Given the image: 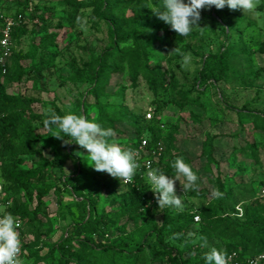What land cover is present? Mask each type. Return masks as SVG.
<instances>
[{"label": "rangeland", "instance_id": "obj_1", "mask_svg": "<svg viewBox=\"0 0 264 264\" xmlns=\"http://www.w3.org/2000/svg\"><path fill=\"white\" fill-rule=\"evenodd\" d=\"M81 1L87 3L83 16L70 23L67 21L73 9L70 0H0V17L3 20L10 18L16 27V38L12 40L15 52L27 54L31 44H39L45 35L49 45H39L38 54L56 53L54 64L45 67L44 82L35 84L28 79L8 85L7 91L24 98H35L37 101L33 108L45 115V111L51 109V104L44 102L55 100L61 107H65L83 100H93L86 97L91 86L89 81L71 82L66 79L73 73V66L84 77L89 76L98 64L114 67L105 87L109 96L99 98L104 111L127 109L134 115L142 116L148 104H158L162 113L157 131L162 136L175 139V144L166 143L168 151L165 161L172 163L182 155L192 159L195 168L193 171L198 176V189L184 193L183 177L175 185L177 195L181 196L183 210L195 214L207 210L216 198L212 196V191L218 189L219 178L224 181L225 188L229 190L235 203L232 208L226 207V212L242 215L245 210L260 211L259 206L264 203V196L260 194L257 184L264 181V131L256 128L252 116L244 114L247 111L264 113V9L257 7L256 16L235 10L239 17L230 22L231 32L244 47L231 57V70L222 82L215 86H201L197 90L194 76L201 67V57L220 49L224 38L222 25L211 17V8L206 7L201 10L200 28L194 27L187 37H180L153 14L151 8L159 6L148 0L143 8V15L150 14L153 23L140 40L149 49L151 64L160 70V83L152 90L142 76L138 77L136 86L131 85L126 63L101 57L97 64L95 59L109 46L108 25H118L122 32H129L131 20L138 8L142 7V0H115L118 2L117 10L111 11L99 1ZM184 2L187 3L188 0ZM261 3L262 0H259V4ZM23 4H27V8L16 15ZM44 6L50 10L45 14V24L37 17L45 10ZM174 49L176 50L173 51ZM183 53H191L192 56L188 69L181 66ZM36 61L37 58L24 57L20 59V64L28 69ZM8 62L9 68L4 72L6 76L0 78L2 84H6L7 76L15 69L13 59H8ZM117 66L118 69H115ZM178 88L190 92V102L183 106L175 103V100H181L176 97ZM220 97H224V100H220ZM195 100L198 103H194ZM95 113L94 110L93 115ZM117 128L122 134L114 131L112 139L116 143L132 132V128L122 122H117ZM46 131L44 126L38 125V132ZM208 134L213 138L214 161L201 157L202 143ZM39 144L46 156L61 157L53 137L44 136ZM77 152L87 156L86 150L74 148L63 166L55 170L64 177L72 176L85 194L91 191L96 196L98 211L105 210L111 222L109 236L124 231L135 242L140 234L152 229L155 224L163 223L165 209L161 210L157 201L147 202L144 209L132 213V206L137 200L128 186L107 173L95 171L84 157L75 154ZM78 196L82 198L83 195ZM11 200L13 204L14 198ZM15 200L28 209L34 206L23 194L15 196ZM71 200L72 196L67 191L59 194L52 191L45 197L46 215L38 214L40 225L36 221L23 219V227L18 232L33 250L32 254L25 251L21 258L23 264H35L38 258L45 257L47 249L42 247L41 239L56 243L64 237L70 222L79 219L76 209L66 207ZM195 222L193 227L199 228L202 219L200 223ZM190 239L198 244L200 236L193 233L178 234L167 238L166 242L182 249ZM231 243L229 239L219 238L214 233L206 241V248L202 249L200 255H204L212 247L225 251V247ZM152 245L155 251L159 250L160 246L156 241ZM66 249L74 253L76 260L71 264H98L96 258L77 246ZM37 264H57V260L50 255Z\"/></svg>", "mask_w": 264, "mask_h": 264}, {"label": "trees", "instance_id": "obj_2", "mask_svg": "<svg viewBox=\"0 0 264 264\" xmlns=\"http://www.w3.org/2000/svg\"><path fill=\"white\" fill-rule=\"evenodd\" d=\"M95 1H99L110 11L117 10L118 2L115 0ZM150 1L159 7L162 4V0ZM70 2L73 9L68 15L67 21L74 23L83 16V9L87 7V3L81 0H70ZM147 3L148 0H142V7L138 8L135 17L131 20V30L129 32H122L118 25L111 23L108 25L109 46L103 51L102 55L95 59L97 64L101 57L126 63L132 86H136L138 77L142 76L149 87L155 90L158 83H160V70L151 64L149 49L140 40L141 36L153 23V17L150 14L143 15V8ZM44 7L45 10L37 17L45 24V14L50 10L46 6ZM26 8L27 4H23V8L16 15L21 14ZM258 8L264 9V0L258 5ZM211 17L222 25L224 38L217 52L208 53L201 57V67L194 76L197 90L201 86L208 84L215 86L222 82L231 70V57L244 47V44L237 40V37L231 32L230 22L233 18L239 17L235 10H230L227 7L218 10L213 6L211 7ZM3 27L4 20L0 17V38ZM15 30L16 27L13 26L11 42L16 38ZM39 45L48 47L49 42L45 35L39 44H31L28 53L25 55H22L21 52H15L13 47L9 60L13 59L15 69L12 74L7 76L6 84L0 82V178L4 182L7 196L14 198L12 206L7 211L21 217L22 227L23 219L36 221L40 225L41 221L38 220V214L46 215L44 210L45 197L52 191L57 194L67 191L71 194L72 200L66 204V207L76 209L80 216L78 220L70 222L64 237L56 243L41 239L42 247L47 249V253L45 257L38 258L35 264L45 261L50 255L56 258L57 264H71L76 259L74 253L66 248L75 246L96 258L98 264H157L158 262L160 264H206L204 255H200V252L203 248H206L205 240L207 241L214 233L219 238L232 241L231 244L225 247V251L227 254L237 253L240 261L264 251V203L259 206L260 211L256 209L252 211L245 210L242 215L237 212H226V207L232 208L235 203L232 200L231 193L225 188L224 181L219 178L217 179L218 190L223 195L215 198L214 203L207 210L195 214L194 212L190 213L189 210L181 211L168 207L165 208L163 223L161 225L155 224L152 229L140 234L135 242L124 231L109 236L108 230L111 222L105 210L98 211L96 196L91 191L85 194L73 181L72 176L64 177L55 170L63 166L64 161L70 157L71 150L74 148L84 149L79 148L74 142L65 145L62 140L52 136L58 131L55 126L52 127L51 131L38 132V125L44 126L43 120L46 116L39 114L33 108V104L37 100L33 97L24 98L20 94L7 91V86L12 83L23 82L28 79L33 80L35 84L45 81V67L54 64L56 53L38 54ZM24 57L37 58V61L27 69L20 64V59ZM98 65L87 77H84L73 66V73L66 77L71 82L89 81L91 86L86 92V97H91L92 101L83 100L65 107H61L55 100L44 103H50L51 109L61 116L69 112L84 115L104 128H112L118 134H122V132L117 128V122L130 126L132 128L131 134L117 140L119 144L124 145L123 148L134 149L141 142L142 137L148 140V153L143 154L138 159L140 167L136 170L133 182L126 184L121 183L119 180V183L126 184L130 192L136 196L137 203L132 206L133 210L131 209L132 213H136L144 209L145 204L151 201L149 195L150 185L144 175L142 166L143 159L151 156L152 149L160 143L163 146V151L155 163V168H159L170 177L175 176L176 173L171 167L172 163L165 161L168 151L166 143L175 144V139L171 136H162L157 131V123L162 113V109L158 104H148L142 116L134 115L127 109L104 111V105L99 98L100 96H109L105 87L114 67ZM7 68H9V62ZM115 69H118V66ZM3 76H6V73L0 67V78ZM176 97L181 98V100H175V103L180 106L190 102V92L181 88L177 89ZM219 99L224 100V97ZM194 103H198V100H195ZM149 107L154 110L151 118L146 117ZM94 110L96 111L95 115H93ZM244 115L252 116L256 128L264 131V113L247 111ZM44 136L54 138V143L61 154L60 158H50L43 153V147L39 143ZM64 139H68V137ZM180 157H183L185 162L192 167V170H195L191 158L185 155ZM201 157L214 161L213 138L209 134L202 143ZM262 187H264V181L258 182L257 188L259 191ZM74 190L79 195H83L82 198H79ZM18 194L25 195L29 203L34 205L33 208L28 209L25 205L18 204L15 200V196ZM195 215H199L202 219L199 228L193 227ZM201 219L195 223H200ZM192 233L200 236L198 244L190 239L185 247L180 249L170 246L166 242L167 238L178 234ZM20 239L23 250L21 258L27 250L28 254H32L33 250L29 242L22 240L21 236ZM153 241L158 243L159 250L155 251L153 249Z\"/></svg>", "mask_w": 264, "mask_h": 264}, {"label": "clouds", "instance_id": "obj_3", "mask_svg": "<svg viewBox=\"0 0 264 264\" xmlns=\"http://www.w3.org/2000/svg\"><path fill=\"white\" fill-rule=\"evenodd\" d=\"M258 4L259 0H188L187 3L184 0H162L160 7L151 8V10L178 36L187 37L194 27H199L201 10L206 7L210 9L214 6L218 10L227 7L230 10H242L244 14L250 13L256 16L258 15L256 12ZM181 55V66L188 69L192 60L191 53ZM45 116L43 120L45 129L51 131L55 126L58 131L52 136L62 140L65 145L74 142L79 148L86 150V157L82 152L75 154L84 157L95 171L107 173L120 180L121 183L133 180L136 170L140 167L139 152L123 148L116 143L112 139L115 136L112 128H104L84 115L71 112L61 116L52 109H47ZM65 137L68 139H64ZM171 167L176 173L175 177H170L159 168H152L149 164L146 173L147 182L161 210L171 207L182 211L183 203L181 196L176 193V181H180L181 177L184 178L182 188L186 193L198 189V176L183 157H177ZM222 195L218 189H213V197L219 198ZM20 224L16 216L8 212L6 207L0 206V264H23L22 243L17 231ZM204 259L206 264H229L231 257L226 251L212 247L204 254Z\"/></svg>", "mask_w": 264, "mask_h": 264}, {"label": "built area", "instance_id": "obj_4", "mask_svg": "<svg viewBox=\"0 0 264 264\" xmlns=\"http://www.w3.org/2000/svg\"><path fill=\"white\" fill-rule=\"evenodd\" d=\"M13 26H14L13 20H11L10 18H4V27L2 28V36L0 38V67L3 72L7 70L8 59L10 58V55L13 50V46L11 42V31ZM153 113H154L153 108L149 107L146 112V117L151 118ZM147 146H148V140L145 137H142L141 142L138 144V146L132 149L134 151L139 152L138 159L143 154L148 153ZM162 151H163V146L159 143L157 147L152 149L151 156L143 159L142 166L146 178H147L146 173L148 171V165L150 164L152 168H155V163L158 161L159 157L161 156ZM0 167H1V161H0ZM131 182H133V180ZM260 194L264 196V187L261 188ZM149 195L151 196V201H155V194L152 192L151 189ZM0 206L6 207V210H8V208L12 206V200L10 197L7 196L4 189V182L1 178H0ZM238 210L241 211V208H238ZM14 216H16L20 220L21 224L19 229H21L22 227L21 217L19 215H14ZM194 219L195 221H199L200 216L195 215ZM19 229H17V231H19ZM228 256L231 257V259L229 260V264H263L264 262V251L260 252L255 256L248 257L244 261H240L238 259L237 253L235 252L229 253Z\"/></svg>", "mask_w": 264, "mask_h": 264}]
</instances>
